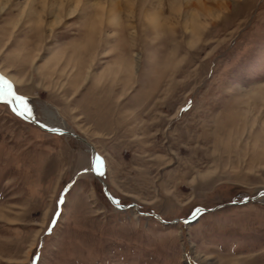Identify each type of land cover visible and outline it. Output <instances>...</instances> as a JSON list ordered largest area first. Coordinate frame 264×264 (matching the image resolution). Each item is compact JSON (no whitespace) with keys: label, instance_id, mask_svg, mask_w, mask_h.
<instances>
[{"label":"rangeland","instance_id":"1","mask_svg":"<svg viewBox=\"0 0 264 264\" xmlns=\"http://www.w3.org/2000/svg\"><path fill=\"white\" fill-rule=\"evenodd\" d=\"M0 77L139 208L0 101V264H264V0H0Z\"/></svg>","mask_w":264,"mask_h":264},{"label":"water","instance_id":"2","mask_svg":"<svg viewBox=\"0 0 264 264\" xmlns=\"http://www.w3.org/2000/svg\"><path fill=\"white\" fill-rule=\"evenodd\" d=\"M10 106H11L12 110L14 108H17V105H15V104H10ZM14 112L17 115H19L20 117L24 118L28 122L34 124L35 126L41 128L42 130H44L46 132H50V133H54V134H62V135H66V136L75 138L76 140L82 142L83 144H85L86 146L89 147V149L93 153V160L96 158V151H95L94 147L86 139H84L82 136H80V135H78V134H76V133H74L72 131H68V130H66L64 128H53V129H50L47 126L43 125L41 122L29 117L27 113H25L24 115H20L19 111H14ZM92 173L100 181V183L103 185V188L105 190V194H106L107 198L110 200V202L116 208H118L119 210H127L129 208H134L136 211H139L138 205L136 203H134V202L129 204V205H120V204L116 203V201L114 200V198L111 196V194L109 192V188H108V185L106 184V182L98 175V173L96 171L92 170ZM263 196H264V191H261L254 198L248 200L247 202L256 201L260 197H263ZM212 211L213 210L208 211V210H205V209H199L189 219H183V220L173 221V222H165L160 216L155 215V214L153 216L155 218H157L160 222H162V223H164L166 225H173V224H176L178 222H186V223L190 224V223H193L194 221H196L200 214L206 213V212H212Z\"/></svg>","mask_w":264,"mask_h":264},{"label":"snow or ice","instance_id":"3","mask_svg":"<svg viewBox=\"0 0 264 264\" xmlns=\"http://www.w3.org/2000/svg\"><path fill=\"white\" fill-rule=\"evenodd\" d=\"M0 101H4L6 104L10 103L17 105V108H14L13 111H19L20 115H24L25 113L31 115V109L28 108L25 98L21 95H17L13 90L12 84L3 77H0ZM88 168L103 175L104 161L97 157L89 162Z\"/></svg>","mask_w":264,"mask_h":264},{"label":"bare ground","instance_id":"4","mask_svg":"<svg viewBox=\"0 0 264 264\" xmlns=\"http://www.w3.org/2000/svg\"><path fill=\"white\" fill-rule=\"evenodd\" d=\"M219 7H221L222 9L225 8V6H223V4H221V3L219 4ZM207 14L208 15H213L214 14V16H215L217 13L215 11H213V12L212 11H207ZM194 26L197 27V28L193 27V29L196 30V31H199L200 33L202 32V29L204 27L202 24H197V23L194 24ZM199 32L197 34L195 32L193 35H198V37H200V33Z\"/></svg>","mask_w":264,"mask_h":264}]
</instances>
